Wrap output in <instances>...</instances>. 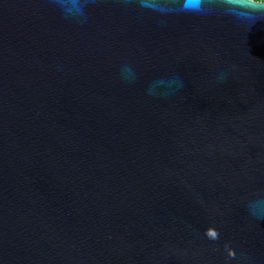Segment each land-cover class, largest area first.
<instances>
[{
    "label": "water",
    "instance_id": "1",
    "mask_svg": "<svg viewBox=\"0 0 264 264\" xmlns=\"http://www.w3.org/2000/svg\"><path fill=\"white\" fill-rule=\"evenodd\" d=\"M0 264H264V2L0 0Z\"/></svg>",
    "mask_w": 264,
    "mask_h": 264
},
{
    "label": "trees",
    "instance_id": "2",
    "mask_svg": "<svg viewBox=\"0 0 264 264\" xmlns=\"http://www.w3.org/2000/svg\"><path fill=\"white\" fill-rule=\"evenodd\" d=\"M253 1H259V2H264V0H253Z\"/></svg>",
    "mask_w": 264,
    "mask_h": 264
}]
</instances>
